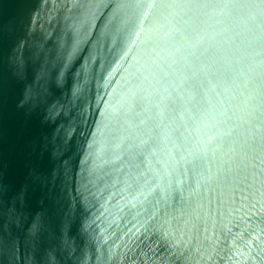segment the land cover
<instances>
[{
	"label": "water",
	"instance_id": "water-1",
	"mask_svg": "<svg viewBox=\"0 0 264 264\" xmlns=\"http://www.w3.org/2000/svg\"><path fill=\"white\" fill-rule=\"evenodd\" d=\"M0 23V264H264V0Z\"/></svg>",
	"mask_w": 264,
	"mask_h": 264
},
{
	"label": "snow or ice",
	"instance_id": "snow-or-ice-1",
	"mask_svg": "<svg viewBox=\"0 0 264 264\" xmlns=\"http://www.w3.org/2000/svg\"><path fill=\"white\" fill-rule=\"evenodd\" d=\"M0 27H2V23H0ZM40 179V178H38ZM4 190V185L2 183H0V193H2Z\"/></svg>",
	"mask_w": 264,
	"mask_h": 264
}]
</instances>
